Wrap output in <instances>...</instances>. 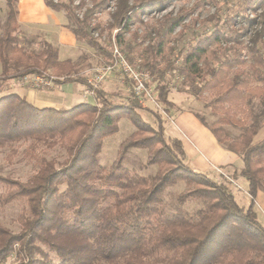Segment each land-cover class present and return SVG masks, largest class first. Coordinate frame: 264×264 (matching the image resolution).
<instances>
[{
	"label": "trees",
	"instance_id": "obj_1",
	"mask_svg": "<svg viewBox=\"0 0 264 264\" xmlns=\"http://www.w3.org/2000/svg\"><path fill=\"white\" fill-rule=\"evenodd\" d=\"M5 1L6 20L3 24L0 20V83L30 74H49L55 85L83 82L94 90V102L41 108L17 92L0 96V148H9L12 158L18 147L25 145L24 156L37 165L25 181L0 174V183L6 186L0 191V207L22 203L16 217L18 232L0 222V262L15 253V264H264V225L256 210L257 195L264 192V137L255 141L264 108L253 113L249 124L232 110L238 100L252 101L253 97L264 106V54L258 48L264 37V0L246 2L255 12L262 9L255 17L235 16L250 26L261 24L248 47L256 85L250 87L251 80L239 73H226V68L244 59L228 60L220 67L209 62L212 41L232 40L220 33L194 46L180 70L186 78L197 77L201 82L193 89L195 94L215 90L221 115L210 123L197 116L221 145L241 156L243 167L235 175L248 181L247 206L238 202L225 183L185 162L182 141L166 136L160 111L148 109L157 120L154 127L137 111L143 108L138 99H111L103 89L78 76L73 60H60L59 50L51 42L43 40L40 50L20 45L16 34L19 0ZM45 1L53 10L66 12L77 39L106 52L94 36L100 25L94 20L97 11L113 3V25L124 31L130 28L133 13L170 0H138L133 4L129 0H91L81 15L78 9L82 4H74V0ZM182 21L181 14L166 15L160 21L155 57L164 51L168 36ZM116 36L120 40L122 33ZM168 94L169 85L164 83L159 87L158 101L170 111L176 104ZM123 118L136 129L122 142L119 157L103 165L99 154L104 140L119 130ZM228 125L240 127V133L233 136ZM55 146L67 153L60 164L42 152ZM133 147L147 149V163L157 165L154 174L126 166V153ZM178 179L185 182V188L167 200L168 187ZM192 202L200 205L190 209Z\"/></svg>",
	"mask_w": 264,
	"mask_h": 264
},
{
	"label": "rangeland",
	"instance_id": "obj_2",
	"mask_svg": "<svg viewBox=\"0 0 264 264\" xmlns=\"http://www.w3.org/2000/svg\"><path fill=\"white\" fill-rule=\"evenodd\" d=\"M23 1V0H22ZM55 2L68 3L70 0H54ZM131 4L138 0H129ZM248 0H170L165 5L154 7L150 5L140 9L138 14H132V23L128 30L121 31L120 27L113 25L112 12L114 4L112 3L107 9H101L96 12L94 20L100 23L99 28L95 31L94 36L98 39L104 51H99L88 45L86 41H81L80 50L69 55L78 67V76H83L89 80L94 75L99 65L110 63L114 59L113 50L116 47L123 53L125 58L139 70L151 72L152 81L149 84L153 88L154 100L147 98L143 108L137 109L140 115L148 121L152 126L157 127L158 123L154 114L148 109L160 111L165 119V123H172L171 117L177 110L190 109L196 114L205 118L210 123L215 120L222 111L220 103L215 101V90H204L200 94H195L193 89L199 86L201 82L197 77L195 79L186 78V74L180 70L183 66L185 55L194 46L201 41L214 36L216 33L230 37L232 40L222 39L220 41H212L208 47L207 57L209 62L217 67L228 60L237 58L244 59L245 62H237L232 67L226 68L228 76L239 73L242 78L250 79V87L257 84L252 79L250 63L252 58L248 52L251 44V37L255 31L259 30L261 24L250 26L245 23L244 18L235 19L236 15L244 14L248 17H255L258 12L254 9L247 8ZM27 2H22V4ZM81 3L82 7L78 9L81 15L86 7L91 6V0H74V4ZM6 3L0 0V20L3 24L6 20ZM59 17L63 18L66 25L70 27L64 10L57 11ZM181 14L183 21L168 36L164 45V51L155 57L157 44L159 42L158 29L160 21L166 15L175 16ZM233 18L235 20H233ZM122 33L120 40L117 34ZM17 38L20 45L27 50H40L43 47L45 37L36 28L20 25L17 31ZM239 38V40L236 38ZM259 50L264 54V37L258 43ZM0 65V73H1ZM19 78L1 81L0 96L8 94L11 91L20 88H31L34 90H50L55 87L51 86L37 89L30 84L20 83ZM167 83L169 85V99H174L178 104L170 111L166 110V106L158 101L159 87ZM98 87L106 90L108 96L117 101L124 102L131 99L134 94L132 81L130 77L120 72H112L107 78L98 85ZM84 88H87L85 85ZM249 91V90H248ZM87 95L86 92L83 94ZM92 96H94L92 94ZM252 101L238 100L234 104L232 110L236 112L237 117L249 124L253 120V113H259L263 108L260 99L253 97ZM227 105V104H226ZM262 128L255 136V141L264 137V116L261 117ZM167 126V125H166ZM233 136H237L241 129L235 125H228ZM136 127L128 119L123 118L119 122V130L113 135L105 138L103 149L99 154V161L103 165H110L120 155L122 142L135 131ZM169 138L168 130L165 131ZM25 145L18 147V153L14 157H9V148H0V174L22 181L27 180L37 170L35 162L24 156L23 149ZM43 153L48 158L56 160L58 164L62 163L67 153L60 146L53 148H44ZM183 158V156H182ZM148 153L146 148H130L125 156V164L130 169L139 173L151 175L157 171V165L148 164ZM184 159V158H183ZM220 178L217 182L225 183L230 191L235 195L238 202L247 206L249 201V193L246 186L242 184L237 177L231 172L217 171ZM244 178V177H243ZM245 179V178H244ZM246 184L248 186V181ZM6 186L0 183V191H4ZM185 188V182L178 179L174 184L170 185L166 191V199L169 200L174 194ZM200 205L199 202H192L188 208L194 209ZM22 210V203L14 201L11 204L0 207V222L10 228L14 232H18L20 226L16 221L18 213ZM256 210L258 218L264 225V192L259 191L256 199ZM18 261L15 253L10 254L2 264H15Z\"/></svg>",
	"mask_w": 264,
	"mask_h": 264
},
{
	"label": "crops",
	"instance_id": "obj_3",
	"mask_svg": "<svg viewBox=\"0 0 264 264\" xmlns=\"http://www.w3.org/2000/svg\"><path fill=\"white\" fill-rule=\"evenodd\" d=\"M24 1L27 3L22 4ZM17 6L21 26L36 28L40 34H43L45 40L58 48L60 60H73L69 55L80 50L81 41L66 25L63 18L56 14L57 11L50 8L45 0H19ZM85 85L83 82L74 81L56 84L50 90L20 87L11 92L25 96L31 103L41 108H69L85 102H94L92 95H83L84 92L87 93ZM103 90L106 92L105 89ZM171 100L178 104L174 99ZM171 119L172 123H165V131L168 130L169 138L181 139L186 163L195 170L207 173L214 180L220 178L217 171H232L233 176L236 177V171L243 167L241 156L221 145L195 112L190 109L177 110ZM237 179L248 189L246 180L242 176H238Z\"/></svg>",
	"mask_w": 264,
	"mask_h": 264
},
{
	"label": "built area",
	"instance_id": "obj_4",
	"mask_svg": "<svg viewBox=\"0 0 264 264\" xmlns=\"http://www.w3.org/2000/svg\"><path fill=\"white\" fill-rule=\"evenodd\" d=\"M113 56L114 59L112 62L99 65L96 68L94 75L88 80L89 83L94 87H98V85L107 78L108 74L112 72H120L129 76L132 81L134 94L131 98L138 99L142 105L145 104L147 98L154 100L152 95L153 88L149 86L153 79L151 72L137 69L129 63L123 53L116 46L113 50ZM18 80L22 84L27 83L33 88L41 89L52 85L53 76L49 74H30L21 76ZM87 94L94 95V90L87 88ZM0 264L2 263L0 262Z\"/></svg>",
	"mask_w": 264,
	"mask_h": 264
}]
</instances>
